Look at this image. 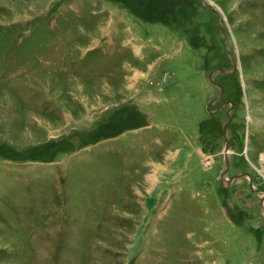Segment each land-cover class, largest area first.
<instances>
[{
	"label": "rangeland",
	"instance_id": "1",
	"mask_svg": "<svg viewBox=\"0 0 264 264\" xmlns=\"http://www.w3.org/2000/svg\"><path fill=\"white\" fill-rule=\"evenodd\" d=\"M263 156L264 0H0V264H264Z\"/></svg>",
	"mask_w": 264,
	"mask_h": 264
},
{
	"label": "water",
	"instance_id": "2",
	"mask_svg": "<svg viewBox=\"0 0 264 264\" xmlns=\"http://www.w3.org/2000/svg\"><path fill=\"white\" fill-rule=\"evenodd\" d=\"M221 72H222V70H220ZM228 117H229V115H228ZM230 147V146H229ZM227 157V156H226Z\"/></svg>",
	"mask_w": 264,
	"mask_h": 264
},
{
	"label": "bare ground",
	"instance_id": "3",
	"mask_svg": "<svg viewBox=\"0 0 264 264\" xmlns=\"http://www.w3.org/2000/svg\"><path fill=\"white\" fill-rule=\"evenodd\" d=\"M263 158H264V156H263Z\"/></svg>",
	"mask_w": 264,
	"mask_h": 264
}]
</instances>
